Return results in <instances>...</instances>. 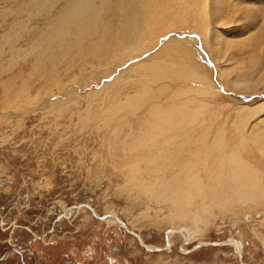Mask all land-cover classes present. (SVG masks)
<instances>
[{
  "label": "rangeland",
  "instance_id": "374dc122",
  "mask_svg": "<svg viewBox=\"0 0 264 264\" xmlns=\"http://www.w3.org/2000/svg\"><path fill=\"white\" fill-rule=\"evenodd\" d=\"M30 1L0 0V264H264V0H94L41 62L64 0Z\"/></svg>",
  "mask_w": 264,
  "mask_h": 264
},
{
  "label": "bare ground",
  "instance_id": "6f19581e",
  "mask_svg": "<svg viewBox=\"0 0 264 264\" xmlns=\"http://www.w3.org/2000/svg\"><path fill=\"white\" fill-rule=\"evenodd\" d=\"M52 1V0H51ZM93 1L94 0H64V3H63V5H62V7H61V9L58 11L59 13L58 14H56V16H55V18L53 17H50V19L48 20V27L50 28V30H51V33H53V36L52 35H50L49 37H46L45 38V40H43V42L45 41L46 42V44L48 43V46H47V48L46 49H43L42 47L40 48V46L38 45L39 43H36V42H33V43H30L29 41H27V46L25 47V49H23L22 48V51L24 52L23 54H30V52L32 53V51H37L36 52V56H35V58H36V62H41V61H43L42 59H43V56H45V54H46V52L47 51H49V49H50V45H51V43H52V41H58L59 39H60V36L62 37V36H64V32H65V34L67 35L68 34V32H69V29L70 28H68L67 26H69V25H71V26H73V25H75V23L77 22V21H79V20H83V21H85V20H87V13H88V11H89V8H90V6L92 5V3H93ZM31 3H33L34 4V6H38V5H40V4H48L49 5V3H46L44 0H31L30 1ZM103 4V3H102ZM38 8V7H37ZM42 8H44V7H42ZM96 10H98V9H96ZM95 10V11H96ZM62 21H64V23H62ZM23 21H21V20H18V22L17 23H20V25L22 26V25H24L23 23H22ZM46 22V21H45ZM58 25V26H57ZM76 26V25H75ZM75 26H74V28H75ZM23 27V26H22ZM62 28H65L64 29V31H63V29ZM86 26H82V25H79V27H78V29H76V31H75V37H76V40H77V42H78V44H81L82 43V41L85 39V30H86ZM75 30V29H74ZM88 31H90L91 32V30H90V28H88ZM104 34H105V32H103ZM41 44H42V42H40ZM91 43L92 44H95V42L94 41H91ZM90 43V44H91ZM97 43V42H96ZM53 44V43H52ZM92 46V45H91ZM94 46V45H93ZM13 47V46H12ZM46 47V46H45ZM70 47V46H69ZM166 48V47H165ZM15 51H17L18 50V52L20 51V49H14ZM34 54V53H33ZM21 55V54H20ZM17 56V55H16ZM140 68V67H139ZM260 68V67H259ZM262 68H264V67H262ZM261 70V69H260ZM254 78H252V80H253ZM240 81H244V79H240ZM178 123V122H177ZM175 125L177 126V124L175 123ZM173 128H175V127H173ZM177 128H179V127H176L175 128V130L172 132V137H168V139L167 140H171V139H174L175 138V140H177V141H181L182 140V138H184V136H180V134H178V130H177ZM167 130V129H166ZM176 132V133H175ZM185 133H186V131H184ZM185 133H182V134H184V135H187V134H185ZM180 136V137H179ZM186 137V136H185ZM183 141V140H182ZM182 144V143H181ZM230 158H232V157H230ZM230 158L228 159V161H229V163H230V161H233L235 164H237V166H236V168H235V171H234V175H235V177L236 178H234V176H233V178L236 180V182L241 186V187H246V186H244V184H246V182H245V179H247V172H246V170L244 169V168H242L241 166H239V164H241V159L239 158V157H237V156H233V158L234 159H232V160H230ZM188 164H190V163H188ZM187 164V165H188ZM184 171V169H183V167H181V168H179V173H181V172H183ZM197 172V171H196ZM196 172H192L190 175H189V180H188V184H187V186H186V193H187V188L189 189L192 185H194L196 182H197V179H196V176L194 175V174H196ZM178 173V174H179ZM174 175V177H175V179L178 181V178H180L179 177V175ZM212 175V174H211ZM211 177V176H210ZM167 183V182H166ZM169 183V182H168ZM191 190V189H190ZM183 191V190H182ZM185 191V190H184ZM182 193V192H181ZM180 194V193H179ZM174 198V200L175 201H177L178 203H179V205H180V203L182 204V202H185L186 200H184V198H183V196L180 194V195H175V196H173ZM187 197H189V196H187ZM171 198V197H170ZM188 200V199H187ZM174 201V202H175ZM187 202V201H186ZM188 203V202H187ZM183 205V204H182ZM185 205V204H184ZM83 207H86L85 205H82V204H80V205H73L72 207H69V208H66L65 209V216H67L68 214H71V212H72V210L73 209H75V210H81ZM92 211H93V209H92ZM91 211V212H92ZM93 213V212H92ZM112 216V217H111ZM102 218V217H101ZM114 218L119 222V223H121V225L124 227V229L126 230V228H127V225L124 223V222H122V220L119 218V217H117L114 213H112V212H110V213H108V216H107V221H111V222H113L114 224H115V220H114ZM126 227V228H125ZM126 231H128V232H130V233H134V232H132L131 230H129L128 228H127V230ZM170 233H180L181 235H183V236H185V237H187V234H186V231H184V230H182V232H181V230H174V229H168L167 231H166V238H168L169 236H170ZM135 235L138 237V235L135 233ZM138 240L142 243V241H141V239L138 237ZM167 242H168V240H167ZM224 243H229V244H231L233 247H234V249H235V251H236V253H237V255L240 257V250H238V246L237 245H235L236 243L235 242H233L232 240H230V239H227V240H225V241H223L222 243H208L209 245H218V244H224ZM196 245H198V246H200V245H204V242H198V244H196ZM149 246V248H151V247H154V246H152V245H148ZM148 248V249H149ZM156 250H158V249H156ZM240 264H244V262L242 261V263H240Z\"/></svg>",
  "mask_w": 264,
  "mask_h": 264
},
{
  "label": "flooded vegetation",
  "instance_id": "af4514ba",
  "mask_svg": "<svg viewBox=\"0 0 264 264\" xmlns=\"http://www.w3.org/2000/svg\"><path fill=\"white\" fill-rule=\"evenodd\" d=\"M86 207H87V205H85ZM1 208V211H4L5 209H6V206H1L0 207ZM73 210H75V209H73ZM72 210V211H73ZM65 213V212H64ZM70 214H68L67 216H69ZM67 216H65V214L64 215H61V216H59L58 215V217L56 218V219H60V218H62V217H67ZM112 217V216H111ZM115 221H117L116 219H115ZM118 222V221H117ZM119 223V222H118ZM29 231H30V229H28ZM37 239H44V236H38V235H33L32 236V238L30 239V241L28 242V243H32L33 241H37ZM23 250H25V248L23 249L22 247H20V246H11V248L9 249V250H7V251H5L4 252V254L3 255H0V262H2V263H5V261H7L10 257H13V254L15 253V252H17V253H21ZM28 251V250H27ZM14 252V253H13ZM11 253V255H9ZM22 260H24V259H22ZM23 264H25V263H23ZM35 264H37V262L35 263Z\"/></svg>",
  "mask_w": 264,
  "mask_h": 264
},
{
  "label": "water",
  "instance_id": "95a60500",
  "mask_svg": "<svg viewBox=\"0 0 264 264\" xmlns=\"http://www.w3.org/2000/svg\"><path fill=\"white\" fill-rule=\"evenodd\" d=\"M126 228V227H125ZM126 230H127V228H126ZM134 235H135V233H134ZM139 241V240H138Z\"/></svg>",
  "mask_w": 264,
  "mask_h": 264
}]
</instances>
